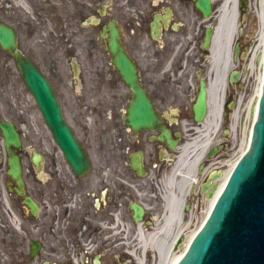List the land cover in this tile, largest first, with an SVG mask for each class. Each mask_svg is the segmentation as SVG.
I'll list each match as a JSON object with an SVG mask.
<instances>
[{
  "label": "flooded vegetation",
  "instance_id": "1",
  "mask_svg": "<svg viewBox=\"0 0 264 264\" xmlns=\"http://www.w3.org/2000/svg\"><path fill=\"white\" fill-rule=\"evenodd\" d=\"M65 1L61 0V5L70 3L73 8L66 17L74 20L99 18L100 22L106 17L102 27L111 19L117 20L122 41L137 64L142 86L158 114L173 131L178 121L170 116L189 114L194 119L193 102L203 78L207 82L211 107V81L217 70L210 58L213 33L207 40V30L212 27L216 32L221 4L217 0H212L210 14L200 10L196 0H103L97 6L95 0ZM11 5L15 12L13 1ZM9 23L17 30L21 50L48 75L61 99L53 77L36 60L32 48L23 46L20 27L28 26L27 22ZM34 32L30 26L28 38ZM45 63L53 75H60L58 62ZM69 65L71 83L77 88L79 81L83 87L86 76L83 67L78 62ZM1 67L8 78L16 70L23 79L17 62H4ZM109 73L104 70L103 84L112 89L120 86L116 78L108 77ZM1 85L0 89L8 86ZM130 94L123 107L116 93L112 95V102L108 103L105 98L96 104L89 102L85 94L77 93V97L81 96V101L77 98L79 108L70 116L62 102L66 119L91 159V168L84 174L73 169L54 137L53 144L47 146L40 140L41 148L33 139L28 138L26 142L24 108L19 119L11 117L16 111L13 104L8 103L6 108L10 117L1 115L0 109V264H77L79 256L93 260L97 253L103 256L102 250L94 252V245L109 242L105 238L108 228L103 225H109L117 212L123 219L129 208L134 222L132 204L138 201L146 208L145 223L150 221L148 216L154 220L156 215L163 214L167 204L165 174L173 160V150L157 138L158 130H135L126 122L131 88ZM226 108L229 109L228 104ZM94 110L97 128L93 135V119L87 113ZM3 120L13 122L20 133L21 145L14 148L21 162L20 182L9 173L10 154L1 127ZM220 147L221 144L216 151ZM134 155L142 162V174L132 165ZM35 156L39 157L37 163ZM151 173L152 183L140 181ZM132 187L139 198H133ZM150 190L152 196L147 195ZM156 204L158 206L150 210L152 215H148V209Z\"/></svg>",
  "mask_w": 264,
  "mask_h": 264
},
{
  "label": "rangeland",
  "instance_id": "2",
  "mask_svg": "<svg viewBox=\"0 0 264 264\" xmlns=\"http://www.w3.org/2000/svg\"><path fill=\"white\" fill-rule=\"evenodd\" d=\"M12 1L14 4L13 7L16 9L15 12H13L11 9ZM222 1L223 0H217L218 3H221ZM102 2L103 0H95L96 6L98 4H102ZM67 4L69 5L67 6ZM114 5H116V3H114ZM245 6L248 8H246L244 11L239 8L240 24L236 38L234 40L232 53L236 41L240 42L241 47L238 52V58L233 57L234 63L230 67L231 69L238 67L243 70L242 78H240L235 86V93L237 92L238 97L242 96L243 98L239 106L241 119L239 120L240 122H238V125L234 131L230 130L226 132V129H229L230 127L231 116L223 115L222 123L216 131V140L214 143L216 144L217 142H220L219 144H222V146L213 154H210V151L208 150L205 153L202 162L207 163L210 159L213 161L220 160L222 158L229 159L238 155L241 148V142L245 136V131L248 130L247 127H249V125L252 123V120H250L246 125L244 122L245 120L243 121L242 114L247 113L246 105L256 93L260 82V73L258 69L255 70L247 68V55H242V53L250 47H256L260 44L263 19L259 0H249L248 5L246 4ZM72 9V4L62 3L61 5V0H24V3L22 0H0V21H16L17 24L27 22L28 26L21 25L20 27L23 46L32 48L31 51L33 52L36 60L41 62L43 69L53 77L58 93L69 116L72 112H76V109L79 108L77 98H79L78 100L81 101V96L77 97V93L80 92L85 94L89 102L93 104H96L99 102V100H105V98H107L108 103H110L113 101L112 95L116 93L118 96H120L117 99H120L122 106L125 107L131 95L130 88L125 85L113 64L109 63L111 62V57L109 56L105 47L104 40L100 36L103 22H105L107 18L103 17L98 23L88 22L87 19L74 20L70 17H66V14L71 12ZM244 13L245 15H243ZM30 26L31 29L35 31V34L31 38H28V30L30 31ZM240 28H242L241 32H239ZM225 44L226 49H228L229 45L227 40ZM232 55H234V53ZM4 62H15V60L8 51L4 50L0 46V85H8L7 87L0 89L1 115L4 114L7 117H10L6 110L8 103L13 104L16 108L14 115L11 116L14 119H19L21 109L24 108L26 112L24 115L27 119V122L24 125L26 142L28 138L29 140L33 139L39 144V148L42 146L39 143L40 140L45 141L44 145L46 146L53 144V136L44 121L34 96L26 87L22 77L16 70L14 71V74L8 78L7 74L2 70L1 67ZM45 62H58L60 75H53L51 68ZM70 62H78L80 67H83V72L86 75L83 87H81L79 81H77V84H79L77 88L71 83L72 78L69 65ZM104 70L109 71L110 73L108 74V77L116 78L120 86L112 89V87H110L108 84H103L102 77ZM232 100H234V97ZM87 115L93 119V124H91V134L94 135L95 128H97V125L94 123L97 114H95L94 110L93 112L89 111ZM177 117L179 119L178 123L174 124V129L182 131L183 137L180 141V145L173 150V160L168 164L165 174L166 179L178 159V154L180 153L181 147H183L184 144L189 140L187 129L197 124V122L193 120L189 114L179 115ZM94 148L96 149L95 144ZM192 172H195L193 177L196 179V182L194 183L193 189L187 196V202L191 203V206L194 209L190 211L184 210V213L181 217L182 223L185 224V229L182 234L184 240L178 249H176L178 252L185 248L184 244L186 242V235L191 233L192 230L196 229L200 225L206 214V210H204V208L208 207V204L205 200V194L199 191V185L205 179V173L203 172L201 165L193 168ZM180 179H182V176L179 174L178 180ZM152 180L153 175L151 173L140 181L152 183ZM131 190L133 198H139L137 196L138 192H136L133 187ZM174 192L176 193V196L180 195L179 189L174 190ZM147 195H153L151 190L148 191ZM157 206L158 204H156L155 207L148 209V215H152L150 210L153 208L155 209ZM115 211L116 210H114V212ZM91 212L94 213V211ZM124 213L125 217L122 220L125 222L127 225L126 227L128 228L126 232V240L129 242L135 237L133 226H131V223L133 224L134 222L131 218V210L129 208L125 210ZM193 215L194 217H192ZM161 216L162 215H156L154 220L148 216L147 219L153 220L154 222L148 225L147 229H152V227L158 223ZM93 223L97 224L98 222L93 220ZM113 223L114 220L110 221L109 225L111 226ZM104 228L106 229L108 227L104 226ZM122 236V234L115 233L109 242H98L94 245V252L102 250L104 253L101 257L102 264H168L166 260L167 258L163 259L162 262L159 251L152 247L144 252L143 257L139 262L136 256L130 253L131 246L129 244L122 243L123 241L120 240ZM77 264H92V258L87 259L85 257L79 256Z\"/></svg>",
  "mask_w": 264,
  "mask_h": 264
},
{
  "label": "water",
  "instance_id": "3",
  "mask_svg": "<svg viewBox=\"0 0 264 264\" xmlns=\"http://www.w3.org/2000/svg\"><path fill=\"white\" fill-rule=\"evenodd\" d=\"M243 1L248 3V0ZM211 2L212 0H196V5L206 14H210ZM212 32V27H209L207 40L211 38ZM101 37L106 40L116 70L132 89V98L125 115L126 122L135 130L142 128L159 130L157 138L165 141L170 148H176L182 131L177 130L173 133L154 108L151 98L141 84L137 64L122 42L116 19L103 26ZM0 45L15 56L27 87L34 95L46 123L73 169L79 174L88 172L91 168L90 157L64 115L54 83L35 61L21 50L16 28L5 21H0ZM239 48L240 43L237 42L235 57ZM243 54H246V51ZM261 60L262 55L258 54L257 61ZM261 68L264 71V61ZM240 73V69L232 70L229 73V81L235 84ZM257 103L253 125L249 129L251 138L247 150L230 172L205 222L190 241L184 254L179 260H175L174 264H264V76ZM229 106L234 108V102L231 101ZM207 116L208 89L206 80L202 79L193 102V117L196 121H203ZM170 118L176 120V117ZM1 127L10 154L9 173L20 182L21 162L14 151L15 147L21 145L20 133L11 121H1ZM214 151L215 149H212L211 153ZM38 158V156L34 158L36 163ZM132 165L139 174H142V162L136 155L132 157ZM220 175L219 170H214L202 184V191L206 192L207 198L213 197L216 193L218 180L214 179ZM132 209L134 220H142L144 206L133 203ZM182 241L183 236L180 235L175 249ZM100 256V253L96 254L94 264H101Z\"/></svg>",
  "mask_w": 264,
  "mask_h": 264
},
{
  "label": "bare ground",
  "instance_id": "4",
  "mask_svg": "<svg viewBox=\"0 0 264 264\" xmlns=\"http://www.w3.org/2000/svg\"><path fill=\"white\" fill-rule=\"evenodd\" d=\"M22 1L24 3V0ZM223 2L224 4L222 8H220L219 14L221 21L216 28L214 42L211 48V63L213 68L217 71L216 75L211 81L210 111L205 120L197 122L196 125L187 129L189 140L184 144L183 147H181L180 153L178 154V159L175 165L172 167L169 176L167 177L168 182L164 186L167 204L163 215L155 226L152 225V229H147L149 224L146 223H131V226H133V230L135 232V237L129 242L126 240V232L128 228L126 227L127 225L125 222L122 221L120 212L115 214L114 223L111 224V226L106 224L103 225L108 227L107 232L109 234L108 236H105L106 240L110 241L111 237L115 235V233L122 234L123 236L120 238V240L123 241L122 243L129 244L131 246L130 253L135 255L139 262L141 261L144 252L152 247L159 251L162 262L163 259L167 258L166 260L168 264H174L175 260H179L184 254L192 237L205 219L204 217L201 224L196 229L192 230L191 233L186 235V242L184 244L185 248L180 252L176 251L174 248L176 238L180 234H183L185 229V224L182 223L181 218L184 213V201L191 192L190 188L194 186L193 184L196 182V179L193 177L195 172H192V170L193 168H196L200 160L203 159L208 146L214 143L216 140V131L221 125L223 119L222 104L225 97V91L228 86L226 74L228 73V68L234 63L232 49L240 24L239 0H224ZM259 5L262 9L261 15L263 19V26L261 29L260 44L256 47L253 46L252 48L254 53L249 64V68L259 70L260 82L256 93L246 105L247 113L242 114L243 121L245 120L244 122L246 125L255 117L257 98L262 90L263 72L262 69H259L260 64L256 61V56L261 54L262 59L264 60V0H259ZM226 40L228 41L229 45V47L227 46L228 49L225 47ZM240 100H242V98ZM240 100L232 113V122L230 127V130L232 131L236 129L238 122H240L239 120L241 119L239 107L241 102ZM250 127L251 125L247 127L248 130L245 131V136L241 142V154L247 149L249 145ZM236 160L237 159H234L230 162L229 160L221 159L217 161L219 163L218 165L223 164L226 168H224L221 172V175L215 179L218 180V186L216 189V194L213 195L209 201H207L208 208L206 211L208 213L213 206L218 193L221 191L232 166L236 163ZM217 162L214 160L211 162V165L216 164ZM179 174L182 176V179L180 180H178ZM166 186L169 188H166ZM177 189H179V196H176V193L174 192V190ZM192 217H194V215Z\"/></svg>",
  "mask_w": 264,
  "mask_h": 264
}]
</instances>
